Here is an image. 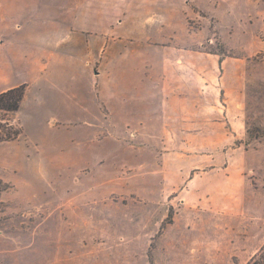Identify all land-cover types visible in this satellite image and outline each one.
Segmentation results:
<instances>
[{
	"label": "rangeland",
	"instance_id": "374dc122",
	"mask_svg": "<svg viewBox=\"0 0 264 264\" xmlns=\"http://www.w3.org/2000/svg\"><path fill=\"white\" fill-rule=\"evenodd\" d=\"M91 20L143 44L159 101L92 102L61 47ZM20 84L0 264H246L264 246V0H0V93Z\"/></svg>",
	"mask_w": 264,
	"mask_h": 264
},
{
	"label": "crops",
	"instance_id": "0c3cea01",
	"mask_svg": "<svg viewBox=\"0 0 264 264\" xmlns=\"http://www.w3.org/2000/svg\"><path fill=\"white\" fill-rule=\"evenodd\" d=\"M87 8L94 16L102 14L95 11V6H87ZM99 22L96 24V20L86 21L76 28L74 35L61 38V47L63 45L68 51L64 55V60L78 66L82 59L86 67L85 73L89 75L93 84L98 82V91L94 89L92 102L100 104L104 112L111 113L115 108V101L120 99L123 112L134 113L143 102L147 87H151L148 96L151 95V98H157L159 101V91L154 93L155 90L152 88L154 84H158L154 68L144 69L145 65L141 58L143 44L122 37L110 40L112 37L108 34L111 27ZM98 63L99 69H96ZM117 65L121 67L118 87L117 77L113 71ZM107 68L110 70L109 73L105 71ZM105 78L109 82L108 90L104 89ZM62 94L76 107L84 104L80 100V93L74 88L65 89Z\"/></svg>",
	"mask_w": 264,
	"mask_h": 264
},
{
	"label": "trees",
	"instance_id": "16d2710c",
	"mask_svg": "<svg viewBox=\"0 0 264 264\" xmlns=\"http://www.w3.org/2000/svg\"><path fill=\"white\" fill-rule=\"evenodd\" d=\"M25 93V84L0 93V143L15 140L22 134V126L16 115L25 98ZM246 264H264V246Z\"/></svg>",
	"mask_w": 264,
	"mask_h": 264
}]
</instances>
